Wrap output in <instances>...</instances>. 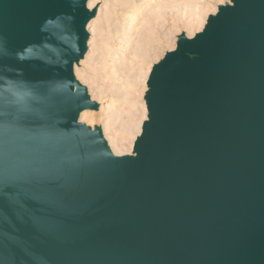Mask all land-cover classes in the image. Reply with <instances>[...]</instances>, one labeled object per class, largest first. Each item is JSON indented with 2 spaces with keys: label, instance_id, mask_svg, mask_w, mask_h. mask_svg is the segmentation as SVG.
<instances>
[{
  "label": "water",
  "instance_id": "1",
  "mask_svg": "<svg viewBox=\"0 0 264 264\" xmlns=\"http://www.w3.org/2000/svg\"><path fill=\"white\" fill-rule=\"evenodd\" d=\"M89 0H0V264H264V0L152 68L117 156L74 68Z\"/></svg>",
  "mask_w": 264,
  "mask_h": 264
},
{
  "label": "rangeland",
  "instance_id": "2",
  "mask_svg": "<svg viewBox=\"0 0 264 264\" xmlns=\"http://www.w3.org/2000/svg\"><path fill=\"white\" fill-rule=\"evenodd\" d=\"M230 0H89L96 9L88 23V49L75 65L98 110H86L80 122L101 128L117 156L133 155L148 119L146 95L152 68L174 51L180 35L202 32L210 16Z\"/></svg>",
  "mask_w": 264,
  "mask_h": 264
}]
</instances>
